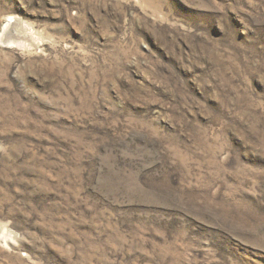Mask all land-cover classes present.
Here are the masks:
<instances>
[{"label": "rangeland", "instance_id": "obj_1", "mask_svg": "<svg viewBox=\"0 0 264 264\" xmlns=\"http://www.w3.org/2000/svg\"><path fill=\"white\" fill-rule=\"evenodd\" d=\"M9 17L0 264H264V0Z\"/></svg>", "mask_w": 264, "mask_h": 264}, {"label": "bare ground", "instance_id": "obj_2", "mask_svg": "<svg viewBox=\"0 0 264 264\" xmlns=\"http://www.w3.org/2000/svg\"><path fill=\"white\" fill-rule=\"evenodd\" d=\"M15 26H16V23H15V19L13 17H9L8 19H6V21L4 22L2 30H0V42H4L5 41V39L8 36L10 30L13 29V27H15ZM1 239L2 240L5 239V241H6V236L4 235V231L0 229V240Z\"/></svg>", "mask_w": 264, "mask_h": 264}]
</instances>
